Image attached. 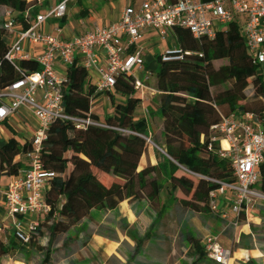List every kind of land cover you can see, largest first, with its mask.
Returning <instances> with one entry per match:
<instances>
[{"label": "trees", "instance_id": "trees-1", "mask_svg": "<svg viewBox=\"0 0 264 264\" xmlns=\"http://www.w3.org/2000/svg\"><path fill=\"white\" fill-rule=\"evenodd\" d=\"M32 5L30 0H0V7L10 10V16L0 11V90L20 77L14 63L5 57L8 43L3 23L11 17L23 29L27 28L29 21L23 13ZM171 34L175 45L191 53L181 60L166 62L157 56L159 69L153 85L159 93L156 99L155 95L148 100L162 118V141L154 139L161 149L156 151L157 163L139 167L148 148L145 138L148 126L144 120L135 118L141 98L135 94L134 77L119 74L113 91H97L83 65H66L62 87L65 113L106 126L89 124L77 128L68 119H55L50 124L41 150L43 167L55 173L45 193L50 210L39 218L28 243L21 242L11 232L5 241L0 238V261L11 251L26 254L35 239L45 236L42 229L46 228V249L37 247L41 251L45 249L42 264H48L50 248L59 233L68 234L72 227L89 217L92 209H112L125 199L145 201L147 208L158 215L169 198L188 211L220 215L219 210L213 211L209 206L208 194L217 187L210 178L233 181L234 176L229 162L216 154L215 142L212 149L208 148L210 127L219 121L221 114L234 111L259 114L264 103L254 109L242 101L249 85L254 87L256 95L264 97V83L250 62L237 23L230 22L214 38L200 42L185 28H175ZM217 60L226 63L215 67L213 63ZM16 65L23 72L39 69L34 59H21ZM225 83L229 86L221 92H212V87ZM103 92L109 96L112 114L99 120L90 107L92 100ZM113 93L124 97V101H116ZM3 124L12 128L7 121ZM28 148V141L21 142L14 132L0 144V178L8 180L21 171V156ZM259 170L261 176L256 188L264 191V163ZM243 214L242 211L239 220ZM147 237L149 234L137 238L136 245ZM190 242L194 247L192 264L206 260L207 253L199 239L191 236Z\"/></svg>", "mask_w": 264, "mask_h": 264}, {"label": "built area", "instance_id": "built-area-1", "mask_svg": "<svg viewBox=\"0 0 264 264\" xmlns=\"http://www.w3.org/2000/svg\"><path fill=\"white\" fill-rule=\"evenodd\" d=\"M70 1L57 0L45 13L34 17L29 12L32 5L23 13L29 21V26L24 29L11 17L3 23V28L11 37L5 57L14 63L20 77L0 90V123L9 122L21 108H27V113L35 120L32 135L21 141L29 143V148L21 156L23 167L17 175L8 178L0 190L5 215L11 221V233L23 243L30 241L39 218L50 210L45 193L55 173L45 169L41 159L50 124L55 119H68L77 128L89 124L106 126L90 118L65 113L62 87L66 78L65 73L64 76L57 75L58 63L72 65L78 56L81 65L90 72L97 66L96 50L102 49L104 66L98 68L93 82L95 89L113 91L119 74H131L134 90L138 92L143 106L147 98L159 93L154 85L148 83V75L143 78L135 76V72L143 67L141 39L146 30L155 31L165 41L173 29L185 28L200 42L214 38L217 32L224 29L222 25L235 22L240 26L250 62L256 66L257 74L264 83V0H135L121 9L116 22L97 26L70 39L60 35L59 26L55 33L42 31L44 22L59 20L66 15ZM6 15L10 16V12ZM27 44L40 46V53L34 57L25 50ZM189 53L191 51L173 44L163 49L158 58L164 62L181 60ZM21 59L36 60L39 69L23 72L16 65ZM142 113L147 114L146 107H143ZM210 131L208 148L212 149L215 142V152L229 162L234 180L210 178L217 187L208 194L209 206L213 211L218 210L219 198L223 197L233 214V219H228V213L220 211V216L226 221L224 229L227 226L236 227L242 211L246 212L256 201L264 200V191L256 188L261 176L259 166L264 163V108L259 114L252 111L221 114ZM145 138L150 141L149 136ZM202 242L208 257L220 264L229 262L231 252L218 243L216 235L207 234Z\"/></svg>", "mask_w": 264, "mask_h": 264}, {"label": "rangeland", "instance_id": "rangeland-1", "mask_svg": "<svg viewBox=\"0 0 264 264\" xmlns=\"http://www.w3.org/2000/svg\"><path fill=\"white\" fill-rule=\"evenodd\" d=\"M112 8L120 7L125 0H105ZM133 1V0H128ZM103 3V0H94L88 5L91 8L99 7ZM1 11V8H0ZM226 28V25H222ZM172 34L169 32V37L167 41L172 40ZM5 40L10 43L11 37L5 35ZM226 63L225 60H217L213 64L215 67L220 64ZM155 67L152 69V75H150L148 83L153 85L155 83V76L159 69V62L156 59ZM229 86V83L212 87V92H221L223 89ZM245 100L243 103L250 105L252 108H257L260 104L264 103V99L261 96L256 95L254 92V87L249 85L244 90ZM158 95L155 96V99ZM117 101V100H116ZM91 110L99 116V119H103L105 115L112 112V107L110 104V99L108 94L101 93L97 98L91 102ZM154 108L150 107V114H154L157 118H160V114L154 111ZM28 121V116L21 108L18 112L9 119V123L12 128L7 125L0 123V144H2L12 133L22 141L23 135H26L25 139H28L33 131L27 130L23 126V121ZM154 120V119H153ZM29 122L31 120L29 119ZM33 125V122H31ZM155 131L152 134H148L150 141L147 142L148 148H153L156 151H161V149L154 142L155 140H160L159 129H158V119H155ZM35 127V125H34ZM153 128V127H152ZM150 128V129H152ZM14 129V131H13ZM5 179L2 176L0 178V189H3ZM165 192V189L163 190ZM264 201V200H262ZM167 205L164 211L158 215L152 209H147L145 201L134 202L131 204L132 211L135 210L136 213H140V217L136 216L134 219L128 221L126 216H121L117 220L112 221L106 214L107 211L101 213L104 215L101 217L103 223L96 225L90 224L88 221L80 222L75 227L70 230L68 234L59 233L57 235V240L54 241L51 246V253L49 257L48 264H192L194 257V247L187 248L183 246L180 241L179 232L187 227L193 230L198 238L203 239L206 232L210 231L212 226V217L205 213L188 212V209L184 208L175 200H170L166 202ZM123 202V205L127 208V204ZM1 206V205H0ZM132 214V212L130 213ZM107 215V216H106ZM132 215V216H133ZM181 217H186L181 224ZM136 224V225H135ZM6 227H4V226ZM135 225V226H134ZM10 223L7 219L0 218V238L5 241V237L9 233ZM135 227V229H134ZM153 229L154 234L163 235L158 236L165 241V249L162 251L154 250V245H146L147 249H140L142 252H146V255L138 254V250L134 252L132 258L129 255V251L134 245L136 246V237L139 230L140 232L146 231L147 229ZM229 227L225 228L228 231ZM45 236L35 239L33 247L29 248L26 254H22L19 250L11 251L4 257H2L0 264H42L43 253L45 252V245L47 242V230L42 229ZM144 231V232H145ZM139 233L138 235H140ZM67 239V242L63 243ZM221 239V237H220ZM161 244V243H160ZM37 246L45 247L44 250H40ZM222 246V245H221ZM224 247V246H223ZM136 249V248H135ZM30 250V251H29ZM132 253V251L130 252ZM154 255L159 260L154 261L148 258V255ZM151 257V256H149ZM207 258H209L207 256ZM229 260L227 264H236L234 259ZM125 260V261H123ZM215 262V261H214ZM218 263V262H215ZM198 264H210L207 261H202ZM220 264V263H218Z\"/></svg>", "mask_w": 264, "mask_h": 264}, {"label": "crops", "instance_id": "crops-1", "mask_svg": "<svg viewBox=\"0 0 264 264\" xmlns=\"http://www.w3.org/2000/svg\"><path fill=\"white\" fill-rule=\"evenodd\" d=\"M33 3V6L30 9V16L34 17L37 14H43L47 11V8L53 4L56 3L57 0H41L39 2H36L35 0H30ZM94 0L91 1H81V0H71L68 2L67 6V12L66 15L62 19H49L46 22H44L41 26V30L49 33H55L56 27H61L60 35L66 39H70L73 36L83 33L87 30H93L97 26H106L113 22H116L120 17L121 9L130 3H133L135 0L128 1L125 0L123 4L120 7L112 8L105 0H103V3L100 4L99 7H96L97 9L91 8L88 4L91 3ZM1 12L7 16L6 14L10 12L9 9L5 7H0ZM174 42L171 40L168 42L167 40H161L155 31L153 30H146L142 36L141 39V45L143 46L142 50V56L144 59L143 67L138 71L135 72V76L139 78H143L145 75H148L150 78V75H152V69L155 67V62L157 59L158 54L165 49L169 45H173ZM26 51H29L34 57L37 56L40 53V46L38 45H29L27 44L25 47ZM96 57H97V66L96 68H93L89 72L90 81L93 83L95 79L97 78L98 74V68H102L104 66V51L102 49L96 50ZM74 64H81L80 57H75ZM56 73L59 76H64L65 73V66L62 64L56 65ZM135 94H138V92H135ZM113 97L117 101H124V97L113 93ZM150 98H147L143 102V106L140 104L137 111L135 112V118L136 120H144L148 126V134H152V131L154 133L155 131V119H158V129H159V136L160 140L162 141V118H157L154 114H150V106L148 104V100ZM143 107H146L147 114L144 115L142 113ZM24 112L28 116L27 119L23 121V126L27 130L33 131L35 120L29 113H27V108H22ZM155 111V110H154ZM94 113V112H93ZM112 112L109 110V112L105 115H111ZM29 119L31 122H33V125L31 122H29ZM154 119V120H153ZM102 120V119H99ZM153 127V128H152ZM152 128V129H150ZM152 130V131H151ZM26 135H23V138H25ZM23 141V140H22ZM159 160L158 155L156 154V150L153 148H147V151L142 155L139 167H143L147 163L150 164H156ZM7 180H5V183ZM4 183V184H5ZM2 190V189H0ZM164 198L167 200V196L165 195ZM163 198V199H164ZM171 199L169 198V201ZM172 201V200H171ZM123 202L127 204V208L123 205ZM135 201H129L128 199L122 200L118 203V205L112 209H92L90 211L89 217L83 219L80 222H86L88 221L90 224H96L99 225L101 222L103 223L101 217L104 216L101 211L105 212L107 211V215L110 218V220L115 221L121 216H126L128 221H132L134 218V213L136 216L140 217V213H136L133 209L131 204H133ZM125 204V205H126ZM0 218L1 220L7 219L10 223L9 226V232H11V221L9 218L6 217L5 211H4V205L2 196L0 193ZM147 206V205H146ZM147 208V207H146ZM148 209V208H147ZM218 210H225L228 213V219H233V214L229 211V206L225 203V200L223 197L219 198L218 201ZM132 212V214H130ZM189 212V211H188ZM192 212V211H191ZM198 213V212H197ZM212 217V226L210 227V231L206 232L204 234H213L217 236L218 243L224 246V248H228L231 252V258L233 255V259L236 264H264V201L258 200L255 202V204L249 208L246 212H244L242 218L238 220V224L236 227L228 226L229 230L225 231L224 227L226 224V221L220 216L216 215L215 213H205ZM106 215V216H107ZM133 215V216H132ZM186 220V217L180 216L181 224L183 225ZM79 222V223H80ZM77 225V224H76ZM75 225V226H76ZM136 225V224H135ZM134 225V226H135ZM4 226V225H3ZM74 226V227H75ZM6 227V226H4ZM73 228V227H72ZM72 228L70 230H72ZM135 229V227H134ZM136 237H133L134 240H137V238H142L144 235L149 234V237L144 239L140 245H134L129 251V255L134 258L133 256L135 250H138V254L146 255V252H142L140 249H147L146 245H154V250L162 251L165 249V241L161 238H158V236L161 237L163 235L161 234H154L153 229H147L145 232H140L139 230ZM180 234V241L183 244V246H186L188 249L193 247V242H190V237H196L198 238L193 230L188 229L185 227L183 230L179 232ZM203 236V237H204ZM221 237V239H220ZM201 245H203L202 239L198 238ZM161 243V244H160ZM136 248V249H135ZM132 251V253H130ZM135 255V254H134ZM151 256V257H149ZM148 258L153 259L157 262L160 258L155 257L154 255H148ZM230 258V259H231ZM125 261V260H123ZM210 264H218L215 263L212 258H206V260Z\"/></svg>", "mask_w": 264, "mask_h": 264}]
</instances>
